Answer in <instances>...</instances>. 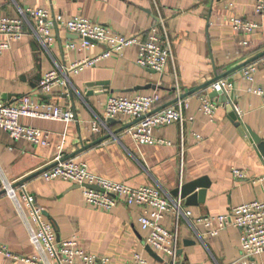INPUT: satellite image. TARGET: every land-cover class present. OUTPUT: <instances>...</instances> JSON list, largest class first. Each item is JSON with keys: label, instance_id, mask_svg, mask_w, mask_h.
<instances>
[{"label": "crops", "instance_id": "0c3cea01", "mask_svg": "<svg viewBox=\"0 0 264 264\" xmlns=\"http://www.w3.org/2000/svg\"><path fill=\"white\" fill-rule=\"evenodd\" d=\"M255 1L0 0V12L13 17L25 8L39 7L65 19L87 17L109 26L118 35L136 36L157 25L165 31L173 50V60L158 73L136 64L137 46H128L117 56L70 73L67 85L41 95L37 90L41 75L99 54L105 46L94 44L82 49L79 36L61 27L52 30L55 39L50 46L42 45L31 34V19L24 26L25 35L8 41L0 54V100L9 102L29 94L34 101L71 107L76 117L63 122L21 116L22 124L49 132L48 145L15 141L7 131L0 130V246L19 258L0 251V264H31L20 258L46 257L31 242L35 224L20 194L19 207L2 192L3 179L17 190L21 185L25 187L54 224L58 239L74 238L90 254L107 258L108 264H129L134 253L143 255L149 264H169L166 255L146 245L147 232L139 224V207L118 204L107 211L97 209L84 202L77 184L42 178L41 170L52 165L59 151L84 162L102 178L133 187L158 188L171 199L176 198L171 192L179 185L204 179L207 187L202 201L200 187L193 192L192 203L181 199L182 207L194 216L223 214L244 202L264 201V158L257 150L259 143L264 144V107L262 97L253 92L264 90V67L257 69L252 81L244 78L241 67L229 72L264 51V15L255 12ZM238 16L257 22L258 27L248 34L237 33L230 19ZM68 42L77 47L66 49ZM217 75L231 82L232 105L238 108L240 122L258 143L249 141L242 128L234 125L226 104L217 103L212 118L203 113L200 95L209 96L206 88L183 98V123L158 126L153 132L158 142L152 145H136L126 133L135 122L131 117L108 118L103 112L109 96L135 97L155 91L160 95L156 108L169 106L176 100V89L184 95ZM103 82V86L98 85ZM93 122L98 123L100 132L92 131ZM233 169L243 171L245 177L233 176ZM21 179L23 183L18 184ZM162 224L173 228L171 213ZM178 229L176 261L181 264H232L243 260L237 228L227 226L217 235L206 236L201 224L180 217ZM250 261L264 264V253Z\"/></svg>", "mask_w": 264, "mask_h": 264}, {"label": "built area", "instance_id": "2783aa9c", "mask_svg": "<svg viewBox=\"0 0 264 264\" xmlns=\"http://www.w3.org/2000/svg\"><path fill=\"white\" fill-rule=\"evenodd\" d=\"M19 16L13 17L0 12V54L8 47L9 40L20 39L26 34L24 26L29 19L34 20L30 27L31 34L36 36L42 45L50 46L55 37L52 30L55 27L64 28L80 38L79 47L85 49L94 44H103L105 47L101 53L93 56H85L77 60L69 67L52 69L40 76L37 85L41 95L51 94L57 86H65L69 82L70 73H78L86 67L93 66L103 60L117 56L128 46H137L136 64L149 68L158 73L173 60L171 42L168 41L165 31H161L157 25L136 36L115 34L105 24L93 22L87 17L75 16L65 19L62 15H51L44 8L33 7L20 10ZM255 12L264 15V0L255 1ZM233 29L238 33L248 34L258 27L257 22H252L242 17L230 19ZM247 44V41H243ZM66 49L76 48L77 44L68 42ZM259 67H264V57H260L251 63L241 67L245 79L252 81ZM232 87L227 78H221L211 82L206 89L208 91H220L229 95ZM254 93L262 97L264 107V90L257 88ZM176 100L172 105L156 108L160 101V95L156 91L152 95H139L135 97L109 96L103 107L106 117L115 118L121 115L131 117L135 122L127 127L126 133L136 145H152L158 142L153 132L158 126L176 122L182 124L183 98L176 89ZM203 113L212 118L214 116L217 101L211 99L208 94L200 95ZM233 106V105H232ZM237 115L238 108L234 107ZM21 116L40 117L49 120H61L70 122L76 114L71 107L50 104L47 101H34L29 94H22L15 99L5 102L0 100V130L7 131L10 137L17 141L27 140L33 145H48L50 134L40 128L26 126L20 122ZM93 132H100L99 125L93 122ZM232 175L237 178L245 177V173L238 169L232 170ZM43 179L49 181L59 178L70 183H75L82 188V197L87 205L97 209L108 210L118 204L135 205L140 208L139 224L142 230L147 232L145 243L157 254L168 257L169 264H175L178 252V220L180 217L193 219L206 230L205 235H217L227 226L237 228L240 233L241 255L243 260L232 264H251L253 256L264 253V201L244 202L241 205L231 207L223 214H208L194 216L188 209L182 207L181 198L171 199L163 195L157 188L148 185L133 187L126 183L116 182L102 178L92 173L87 164L75 158L66 157L61 151L55 155L52 165L41 172ZM2 188L7 195L16 201L20 207L22 199L24 207L35 224L30 239L34 246L46 254V257L37 256L20 258L31 264H108V259L90 254L86 249L77 245L76 240H60L55 233L54 224L43 215V208L36 204L35 199L21 187L17 190L6 179L1 180ZM94 186L96 188H93ZM19 191V192H18ZM20 194V199H18ZM171 213L174 218L172 229L163 226L162 220ZM0 251L7 257L19 259L6 247L0 246ZM129 264H149L140 253H134Z\"/></svg>", "mask_w": 264, "mask_h": 264}, {"label": "water", "instance_id": "95a60500", "mask_svg": "<svg viewBox=\"0 0 264 264\" xmlns=\"http://www.w3.org/2000/svg\"><path fill=\"white\" fill-rule=\"evenodd\" d=\"M263 55H264V51L259 53V54H257L255 57H253V58H251V59L239 64V66L231 69L229 72L237 70L240 67H243L244 65H246L248 63L256 61V59H258L260 57H263ZM221 78H223V76L217 75L214 78H211L210 80L206 81V83H204L202 85H199V86H197V87H195L193 89H190L189 92H187L186 94L182 95L181 98H184L185 96H188L189 94H192V93H194V92H196L198 90L206 88V86H208L211 82L216 81V80L221 79ZM104 84H105V82L98 83V85H101V86H103ZM88 85L91 86V85H93V83H88ZM88 92H92V91H88ZM209 97L211 99L216 100L219 105L226 104V106L228 108V112H229V118L231 119V121L234 122V125H236L237 127L242 128L243 133L245 134V136L247 137V139L249 141L258 143L257 142L258 139L254 135H252L250 132H248L247 129L245 128V126L242 125V123L240 122V119H239L235 109L233 108L231 99H230V97H229V95L227 93L211 90V91H209ZM257 150L260 151V154H261L262 158H264V144L263 143H259L258 144ZM45 169H47V168H44L43 170H45ZM43 170H41V171H43ZM23 180L24 179H21V181H19L18 184L23 183ZM91 187L96 188L94 186H91ZM197 187L202 188V189H200L198 191L200 200L202 201L204 196H205L204 189L207 187V183H206V181L204 179H196V180H193V181H191L189 183L181 184V185L176 187L171 192V195H173L174 197H178L179 196L181 199H186V202L189 204V203H192V200L194 199L195 195H193V192L195 191V189ZM4 191L5 190H3L2 192H4ZM151 254H152L153 257H157V255L153 251H151ZM175 264H181V263L176 261Z\"/></svg>", "mask_w": 264, "mask_h": 264}]
</instances>
